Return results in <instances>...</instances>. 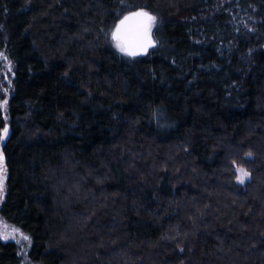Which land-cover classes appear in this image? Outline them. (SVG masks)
<instances>
[{
  "label": "trees",
  "instance_id": "obj_1",
  "mask_svg": "<svg viewBox=\"0 0 264 264\" xmlns=\"http://www.w3.org/2000/svg\"><path fill=\"white\" fill-rule=\"evenodd\" d=\"M141 10L133 58L111 31ZM0 50V214L32 264H264V0H0Z\"/></svg>",
  "mask_w": 264,
  "mask_h": 264
},
{
  "label": "snow or ice",
  "instance_id": "obj_2",
  "mask_svg": "<svg viewBox=\"0 0 264 264\" xmlns=\"http://www.w3.org/2000/svg\"><path fill=\"white\" fill-rule=\"evenodd\" d=\"M156 23V18L145 11H132L123 18L116 25L112 32V40L115 42L114 46L122 53L129 57H137L142 54H146L149 48L155 47V41L153 39L152 29ZM0 56H3L0 53ZM5 61H8L6 56H3ZM8 72H12L11 62L7 63ZM14 75V73H13ZM7 79V73L4 74ZM8 87L4 88L5 96L11 88V80L7 81ZM8 104V99L4 98L0 100V109H5ZM8 135V128L5 126L0 134V140H3ZM250 155V154H249ZM235 163V162H234ZM236 179L240 184H244L246 179L249 178V172L243 167L236 168ZM6 180V167L4 164V157L0 154V199L3 198L5 190ZM17 234L21 236L24 241H27L29 246L31 244V238L22 233L20 229L15 226H9L5 221L0 218V239L7 241L9 238L15 240L17 244L21 243L20 239H17ZM23 247V245H22Z\"/></svg>",
  "mask_w": 264,
  "mask_h": 264
},
{
  "label": "rangeland",
  "instance_id": "obj_3",
  "mask_svg": "<svg viewBox=\"0 0 264 264\" xmlns=\"http://www.w3.org/2000/svg\"><path fill=\"white\" fill-rule=\"evenodd\" d=\"M114 29L115 28H113L112 29V31H111V42H112V46L115 48V49H117L115 46H114V41L112 40V32L114 31ZM0 53H2L3 54V56H6L7 57V54L5 53V51H3V50H0ZM3 56H0V82H1V84H2V86H3V91H4V88H7L8 87V83H7V81L8 80H11V87H12V82H13V79H14V75H13V66H12V72H8V70H7V63H8V61H10L9 60V58H8V61H5L4 59H3ZM11 62V61H10ZM11 65H12V63H11ZM5 73H7V79H5V77H4V74ZM10 91H11V88H10V90L8 91V93H7V96H5L4 98H7L8 99V101H9V98H10ZM4 95H5V93H4ZM8 105V104H7ZM3 110V113H4V116L6 117V120L8 121V116H7V106H6V110L5 109H2ZM7 128H8V133H9V126H7ZM7 178H8V173H7V170H6V180H5V190H4V194H3V198L2 199H0V205L2 204V202H3V200H4V198H5V195H6V190H7ZM248 180V178L246 179V181ZM0 218H2V220L3 221H5L4 220V218L1 216V214H0ZM6 222V221H5ZM7 223V222H6ZM9 226H12V225H10L9 223H7ZM17 239H20L21 240V243L20 244H18L19 245V247H20V255H21V259H22V264H32L31 262H30V260H29V257H28V254H29V250H30V247H31V244H30V246H29V244H28V242L27 241H24L22 238H21V236L19 235V234H17V237H16ZM2 241H4V242H8V241H13V242H15V240H13V239H11V238H9L7 241H5V240H3V239H1ZM16 243V242H15ZM22 245H23V247H22Z\"/></svg>",
  "mask_w": 264,
  "mask_h": 264
},
{
  "label": "water",
  "instance_id": "obj_4",
  "mask_svg": "<svg viewBox=\"0 0 264 264\" xmlns=\"http://www.w3.org/2000/svg\"><path fill=\"white\" fill-rule=\"evenodd\" d=\"M150 49H151V48L148 49V51H147L146 54H142V55H139V56H137V57L146 56V55L148 54V52H149ZM4 142H5V138L2 140V144H4Z\"/></svg>",
  "mask_w": 264,
  "mask_h": 264
}]
</instances>
